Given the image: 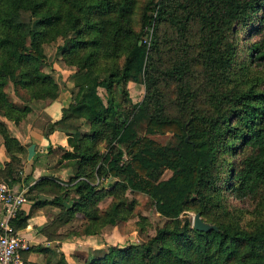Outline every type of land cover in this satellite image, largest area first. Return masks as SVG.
Masks as SVG:
<instances>
[{
  "label": "trees",
  "instance_id": "16d2710c",
  "mask_svg": "<svg viewBox=\"0 0 264 264\" xmlns=\"http://www.w3.org/2000/svg\"><path fill=\"white\" fill-rule=\"evenodd\" d=\"M161 25L186 41L195 26L198 57L214 72L233 67L236 49L227 39L247 28L259 37L251 45L249 62L263 69L246 73L245 87L222 94L215 115L190 111L184 117L169 116L159 85H176L178 104L186 105L191 100L187 81L193 57L187 43H177L170 65L156 67L153 54L160 37L154 33L152 45L144 37ZM58 38L64 40L60 47L64 54L75 57L77 91L61 119L46 125L44 135L63 129L70 116L83 118L91 134L79 140L68 135L70 149L61 147L57 163L61 168L75 166L74 177L65 185L42 179L55 194L50 202L61 206L47 235L76 213L84 220L81 234H98L103 225L127 217L132 205L125 204L121 195L129 189L146 194L170 222L146 241L112 247L104 257L87 259L86 264H264V0H0V116L17 123L29 111V107L19 111L9 101L3 92L8 82L34 98L56 92L53 78L42 67L46 63L43 44ZM128 81L145 85L141 102L131 103L129 110L114 97L104 104L98 88L111 92L117 87L127 98ZM142 120L150 132L171 133L173 141L161 145L137 137L127 144L129 158L125 159L116 145L137 132ZM0 136L10 154L9 161L0 165V182L11 185L21 176L22 163L14 151L21 153L22 145L1 120ZM234 142L247 151L228 171L230 183L225 189L261 205V213L247 223L238 217L221 220L210 215L211 205L223 206L215 174L218 152ZM164 170L172 174L160 180ZM101 178L115 180L114 199L103 211L96 207L107 194L97 190L95 182ZM193 194L198 199H191ZM62 200L71 204L66 207ZM188 211L200 213L216 229L196 230ZM26 223L21 210L11 220L16 232ZM66 234L54 236L62 239ZM30 251L45 249H21L22 259Z\"/></svg>",
  "mask_w": 264,
  "mask_h": 264
},
{
  "label": "rangeland",
  "instance_id": "374dc122",
  "mask_svg": "<svg viewBox=\"0 0 264 264\" xmlns=\"http://www.w3.org/2000/svg\"><path fill=\"white\" fill-rule=\"evenodd\" d=\"M246 29H240L235 34L229 35L227 43L235 46L236 54L233 60V67L224 72H214L208 69L201 61L200 56L198 57L200 47L199 37L195 26H191L188 41L180 39L172 28L164 25H161L155 32L153 29L150 30V33L144 37L148 45L153 44L154 33L157 32L160 37L158 49H156L153 54V62L156 67H159V65H163V67L170 65L176 55L175 51L178 48L177 43H187L191 48V55L193 57L187 81V85L189 86V92L187 95L191 100L186 105L180 106L178 104L180 90L176 85L171 82H161L159 85L158 89L161 93L160 99L165 102L166 114L169 116L184 117L190 111H195L215 115L218 99L222 94L237 87H245L246 85L244 84V81L246 79V73L258 70L261 71L263 69V67L256 65V62H249L251 45L259 37L249 34ZM63 43V38H58L54 42L51 41L43 44L46 63L42 67V70L49 73L53 78V81L57 86L56 92L40 93L38 96L41 98H34L23 89H15L12 82H8L3 87V92L7 95L9 101L19 108V111L23 110L25 107H29V111L26 113L25 118L17 123L0 116V120L4 122L10 134H12V127L28 120L32 115H35V113L39 111L38 109L40 106L47 102L63 101L62 110L66 109L68 104L72 102L77 91V88L74 86V75L76 72V66L74 63L76 60L75 57L66 56L64 54L63 50L60 48ZM125 88L128 93L127 98L129 101L117 87H114L111 92L100 87L98 88V94L101 96L104 104H107L108 101L114 97L119 103H121L123 108L128 110L130 109L131 103H139L145 98L146 92L143 83L128 81ZM61 117L59 119H61ZM63 125L65 126H63V129L61 130L65 133L67 145L66 147H63L64 149H70V146H68L67 143L68 135L79 140L84 136H89V134H91L90 126L83 118L70 116L64 120ZM139 125L140 126H137L136 129L137 132L132 133L126 141L120 142L116 145L123 151L125 159L129 158L127 144L137 137H148L161 145H166L173 141L171 133L160 134L150 132L145 125V120H142ZM44 129H42L43 134ZM19 142L22 145L21 147L23 151L21 153L18 151L14 152L17 157H20L22 163V158L25 157L27 149L26 144H22L21 141ZM0 144L3 146V139L1 136ZM238 146L239 144L234 142L233 144H228L222 147L218 152L219 160L215 166V174L218 177L217 184L218 189L221 191L220 201L222 199L223 206L220 207L218 203L211 205L210 215L213 218L216 216L221 220L230 217H238L240 218L241 223H247V221L254 219L261 213V205L258 204V200L239 198L233 190L225 189L227 183H230L228 180V171L237 164L239 158L247 151V147L240 149ZM99 147L102 153L106 150L104 142L100 143ZM3 149L5 151L4 146ZM61 154V150L55 154V161H58ZM6 155L9 159L10 154L8 155L6 153ZM23 166L24 165L22 164V170L24 169ZM55 166L57 168L59 167V164L56 163ZM67 168L70 170V174L67 177L69 180L71 177H74L76 168L75 166ZM59 169L62 168L59 167ZM171 174L172 173L169 170L162 171L160 174V180L168 179ZM114 181L115 180L113 179L105 178L96 179L95 183L98 185L97 190L107 193L96 204V207L99 208L100 211L107 209L114 199ZM121 197L125 204L132 205L127 217L122 220L119 219L115 224L103 225L98 234H81L84 220L80 213H76L75 217L60 226L62 231L60 234L64 235L65 233H69V237L73 240L74 264H86L87 259L104 257L112 247L124 248L132 244L146 241L156 233L157 229L162 228L170 222L169 219L156 211L152 201L146 194L128 189L121 195ZM191 199H198V195L193 194ZM199 202H202V199H199ZM195 214L194 211L186 212V215L192 219V226ZM202 221L208 225H213L206 220Z\"/></svg>",
  "mask_w": 264,
  "mask_h": 264
},
{
  "label": "crops",
  "instance_id": "0c3cea01",
  "mask_svg": "<svg viewBox=\"0 0 264 264\" xmlns=\"http://www.w3.org/2000/svg\"><path fill=\"white\" fill-rule=\"evenodd\" d=\"M63 101H51L39 107V111L28 120L10 127L11 133L22 144H26V154L22 158L23 170L20 171V179L9 185L14 190H23L25 203L21 207L22 213L27 216L26 226L17 230L18 235L24 241L26 248L42 247L45 252L30 251L23 253L24 264H74L73 240L66 234L62 239L59 235L60 227L56 232L50 231L52 221L61 211V206L53 204L50 200L55 194L49 190L50 184L45 181L65 185L70 174L68 168H56L55 154L66 147V136L63 130L56 129L48 136L42 133V129L49 122L61 117ZM50 147V149H49ZM9 161L3 146L0 144V165ZM22 173V174H21ZM27 174L31 176L25 180ZM42 181L32 191L29 188L36 182ZM72 196V194H71ZM66 207L69 200H62ZM3 205L0 203V220L3 217ZM55 233V234H53Z\"/></svg>",
  "mask_w": 264,
  "mask_h": 264
},
{
  "label": "built area",
  "instance_id": "2783aa9c",
  "mask_svg": "<svg viewBox=\"0 0 264 264\" xmlns=\"http://www.w3.org/2000/svg\"><path fill=\"white\" fill-rule=\"evenodd\" d=\"M0 203L4 209L0 220V264H24L20 250L26 246L14 230L11 220L25 203V193L0 182Z\"/></svg>",
  "mask_w": 264,
  "mask_h": 264
},
{
  "label": "water",
  "instance_id": "95a60500",
  "mask_svg": "<svg viewBox=\"0 0 264 264\" xmlns=\"http://www.w3.org/2000/svg\"><path fill=\"white\" fill-rule=\"evenodd\" d=\"M193 227L196 229V230H199V231H210L212 229H216L215 226L213 225H208L206 223H204L201 218H200V214L199 213H196L195 216H194V219H193Z\"/></svg>",
  "mask_w": 264,
  "mask_h": 264
}]
</instances>
